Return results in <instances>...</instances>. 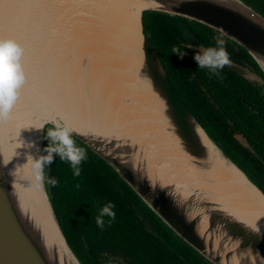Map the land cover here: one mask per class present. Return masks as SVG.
Returning a JSON list of instances; mask_svg holds the SVG:
<instances>
[{"label": "water", "instance_id": "water-1", "mask_svg": "<svg viewBox=\"0 0 264 264\" xmlns=\"http://www.w3.org/2000/svg\"><path fill=\"white\" fill-rule=\"evenodd\" d=\"M31 1L0 0V38L14 40L24 50V74L30 69L28 75H34V80L38 75L44 83L50 81L46 87L63 105L74 138L111 167L169 229L211 264H264V216L245 205L221 164L238 171L263 203L264 194L185 106L153 48L142 15L156 11L223 32L248 53L263 74L264 17L241 0H110L117 2L116 8L121 4L123 8L140 5L141 9L138 26L125 31L126 43L118 49L125 58L100 84L106 64L89 52L90 44L98 39L96 9L100 2L87 0L82 6L77 0H45L44 8L50 5L53 9L37 16V5ZM78 6L87 9L85 19L76 22L83 15L77 12ZM26 10H32L35 19L9 29L10 12L24 15ZM53 17L55 24L40 31L47 25L45 19L53 22ZM226 67L252 77L232 63ZM43 69L48 74L45 77ZM130 71L138 82L148 83L144 87L148 95L141 94L143 87L139 86L136 90L128 85L114 88L111 79L127 81ZM27 81L19 89L11 118L0 122V264H81L57 223L45 185L37 187L31 161L27 162L28 154L21 147L17 106L29 87ZM40 82L36 80L35 86ZM96 86L100 99L109 97L110 104L118 100L114 119L106 108L94 106L98 98L86 95L88 88ZM73 115L77 116L76 127ZM56 118L66 124L60 114ZM47 122L45 127L52 126ZM86 123L93 124L91 130L84 129L89 127ZM43 141L44 130L38 134L40 151L35 150L34 157L43 155ZM26 177L34 187L27 185ZM38 204L43 207L40 211Z\"/></svg>", "mask_w": 264, "mask_h": 264}, {"label": "trees", "instance_id": "trees-1", "mask_svg": "<svg viewBox=\"0 0 264 264\" xmlns=\"http://www.w3.org/2000/svg\"><path fill=\"white\" fill-rule=\"evenodd\" d=\"M264 17V0H241ZM146 33L173 87L181 100L223 153L233 161L264 194V74L235 42L227 39L231 63L252 75L246 77L225 67L220 75L209 77L198 69L193 56L198 50L186 48L179 35H196L203 45L215 46L212 39L220 32L182 17L156 11L142 15ZM176 20H180L181 23ZM182 22H185L183 25ZM186 23L191 35L183 31ZM196 38V37H195ZM172 46L187 55L171 54ZM50 125L46 126L47 131ZM44 129V136L46 131ZM75 139V138H74ZM87 151L80 177H74L67 162L58 156L45 169L58 185L46 182L45 190L57 223L81 264H171L177 252L190 246L169 229L138 195L103 160ZM48 140L44 138L43 149ZM46 154L43 152V155ZM80 188H76V184ZM111 202L115 219L103 229L97 227L98 209ZM199 257L203 259L200 254ZM179 264H195L188 255ZM207 261V260H206Z\"/></svg>", "mask_w": 264, "mask_h": 264}, {"label": "bare ground", "instance_id": "bare-ground-1", "mask_svg": "<svg viewBox=\"0 0 264 264\" xmlns=\"http://www.w3.org/2000/svg\"><path fill=\"white\" fill-rule=\"evenodd\" d=\"M47 1V0H46ZM46 1L45 0H34L31 1L34 3V5H37V7L35 8V15L37 16H42V13L45 12H50V10L53 9L52 6L49 5V7L46 9L44 7H46ZM87 0H77V2L79 3V5H82L86 3ZM93 0H88V2H92ZM100 2V5L97 7V14L100 15L99 17V22H98V26L96 27L95 33L98 34L97 37V42H95V44H90L89 46V52L91 55H98V57H100L102 59L101 63H105L106 65L103 67L104 71L101 74L102 78H100L99 83L101 84L102 82H105L106 80H108V76H111L113 71H114V67L116 64L119 63V61L123 58H125L124 54L120 53V51H118V49L122 48L123 45H125L126 40H125V31L127 29L130 28H134L136 26H138V14H139V10L141 9V6L137 5V6H128L123 8V5H117L120 6L119 8H116L114 6L115 3H112V1H106V0H97ZM115 1V0H114ZM81 6V7H82ZM80 6H78L77 12H79L80 14L83 15L80 18L76 19V22H79L80 20H84V11L87 9L85 7V9L83 10V8H81ZM112 8H116L117 10H112ZM31 11L32 10H26L25 14L23 15V12L21 14H16L15 12H10V14L8 15L9 17V21H7V25L9 27V29H15L18 27H21L24 24H30L32 22V20H34L35 18L31 15ZM41 14V15H40ZM53 14V11H52ZM59 17V16H58ZM103 17L105 19H103ZM54 18V17H53ZM47 22V25L44 28H40V31H47L49 30L54 24L56 19L54 18V21L51 22L52 18L49 19H45ZM17 22V23H16ZM81 23V22H80ZM93 36V35H92ZM116 57H113V56ZM43 61H45L43 59ZM28 64L33 65V67L35 68L36 65L34 62H29ZM126 64L129 66V62L126 59ZM44 72V77L47 76V72L45 69H43ZM117 71H119L117 69ZM28 72L31 73V70L28 69L27 70V74H25V79H28L27 86H29L27 89L24 90L23 95H22V99L21 102L18 103V116H19V122L21 124V130H20V136H21V140L24 142H30V141H35L37 143L38 140V134L40 131L35 130L34 126H39L42 125L43 123L47 122V121H56V116L58 114L61 115L62 119L64 120V122H66V124H70L68 118H67V114L63 113L65 112V110H63L61 107H63V105L61 103H59V101L53 97L51 95V93L49 91H51V89L46 86L50 85V81H46L44 83V81L42 80L43 78L41 76H37L36 80H38V82L42 81L43 84H41V82L39 83V85H36V80H34V75L30 76L28 75ZM120 72V71H119ZM32 77V78H30ZM134 77V78H133ZM30 78V79H29ZM40 79V80H39ZM111 80H113L115 82L114 84V88H118L120 89V87H126V85H128V87H130L131 90H136L137 87H143L141 88V94L148 95L149 91L146 87V85L148 84H144L142 83L140 80L139 82L142 84H140L136 78H135V74L133 71H130V77L127 81H123L122 79H118L117 77L112 78ZM88 91L86 92V95H88L89 97L92 98H98V101L93 103L94 106H98L99 108H106L108 115L114 119L115 117V111L117 109V107H119L118 104V100L116 101L115 104H110L108 101V98L106 99H100L101 97H98L99 95V87L96 86L95 88H88ZM146 101L148 99H145ZM110 104V106L108 105ZM113 108H112V107ZM144 106L147 107V104L144 103ZM41 113V114H40ZM40 114L38 119H32L37 118L36 116ZM72 119V125L76 127L77 124H75L74 122L77 123V116L73 115L71 116ZM31 118V119H30ZM24 120H26L24 122ZM74 121V122H73ZM79 123V122H78ZM89 127L84 126V129H90V126L93 125L91 123H86ZM26 149V148H25ZM36 148H32V149H26L27 154L31 153L32 155H34ZM29 164H30V160H29ZM221 167L224 170V173L226 174V179H228V181H231V183L233 184V186H235L238 190V196L243 200V202L245 203L246 206L252 208L254 211L259 212L262 216H264V203L261 201V198L257 195V192L254 191L253 189H251L247 183L244 181V178L241 176V174L236 171L234 168H230L228 167L226 164L222 163ZM26 182H28V186H33V184H31V180L29 177H26ZM30 187V189H31ZM33 190V188H32ZM254 205V207L252 206ZM43 207L41 204H38V210H42ZM249 211V210H248Z\"/></svg>", "mask_w": 264, "mask_h": 264}, {"label": "clouds", "instance_id": "clouds-1", "mask_svg": "<svg viewBox=\"0 0 264 264\" xmlns=\"http://www.w3.org/2000/svg\"><path fill=\"white\" fill-rule=\"evenodd\" d=\"M179 2V0H178ZM224 33L214 36L212 39L215 46L203 48L197 51L193 56L198 69H206L209 77L219 76L220 72L231 64L229 53L226 49V40ZM188 44L186 48H191ZM24 50L11 39L0 38V122L8 121L11 116V111L18 99L19 89L25 83V74L22 68L21 60ZM171 54L177 55L183 59L187 53L177 46H172ZM52 127H48L45 139L48 140V145L43 149L44 155L33 156L31 153L27 155V162L31 161V168L37 187L42 188L46 182L52 187L58 185V180L55 177L46 175L45 169L48 168L58 156L61 161L67 162L73 172L74 177H80L81 165L87 160V151L85 148L77 145L74 139L75 130L67 124H61L56 121H49ZM37 131H43L45 125L31 127ZM21 147L26 149L36 148L37 152L40 149L35 141H21ZM76 188H80V184H76ZM115 205L108 202L98 209V214L95 217L97 227L103 229L105 226V217H108V223L115 219L116 213L113 210Z\"/></svg>", "mask_w": 264, "mask_h": 264}, {"label": "flooded vegetation", "instance_id": "flooded-vegetation-1", "mask_svg": "<svg viewBox=\"0 0 264 264\" xmlns=\"http://www.w3.org/2000/svg\"><path fill=\"white\" fill-rule=\"evenodd\" d=\"M177 22H179V23H181V21L180 20H176ZM183 23V25L185 24V22H182ZM184 30L183 31H185V32H187L188 34H189V36L191 35V26H190V24L189 23H186V26H184V28H183ZM185 33L183 32V34L181 35H179V41L186 47L188 44H191L192 45V47L191 48H193V49H196V50H198V51H201L203 48H206V46L205 45H203L202 43H201V41L197 38V36L195 35L194 36V38H192V37H187V36H185L184 35ZM192 36V35H191ZM196 37V38H195ZM237 66V65H236ZM238 67H240L241 69H244L245 70V68H243L242 66H238ZM45 131H46V129H45ZM191 248V247H190ZM194 250V249H193ZM195 251V250H194ZM185 255H188L189 257H190V259H192L193 261H194V263L195 264H211L210 262H208V261H206V259L205 258H203L201 255V257L203 258V259H201L200 257H199V254L197 255V254H195V253H193L189 248H187L185 245L182 247V251L181 252H177V257H178V259L177 258H172V260H171V264H179V262L178 261H181V260H183V261H186V259H185ZM108 264H117V263H114V262H112V261H110Z\"/></svg>", "mask_w": 264, "mask_h": 264}, {"label": "rangeland", "instance_id": "rangeland-1", "mask_svg": "<svg viewBox=\"0 0 264 264\" xmlns=\"http://www.w3.org/2000/svg\"><path fill=\"white\" fill-rule=\"evenodd\" d=\"M40 114H41V113H40ZM40 114H38V115L36 116V117H37L36 119H38V118H39Z\"/></svg>", "mask_w": 264, "mask_h": 264}]
</instances>
